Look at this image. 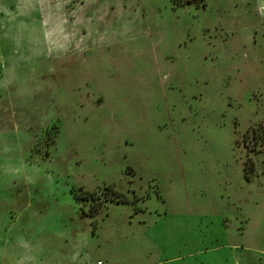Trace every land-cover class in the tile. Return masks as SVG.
Returning a JSON list of instances; mask_svg holds the SVG:
<instances>
[{
    "label": "rangeland",
    "instance_id": "rangeland-1",
    "mask_svg": "<svg viewBox=\"0 0 264 264\" xmlns=\"http://www.w3.org/2000/svg\"><path fill=\"white\" fill-rule=\"evenodd\" d=\"M204 2L0 0V264H264V0Z\"/></svg>",
    "mask_w": 264,
    "mask_h": 264
},
{
    "label": "trees",
    "instance_id": "trees-1",
    "mask_svg": "<svg viewBox=\"0 0 264 264\" xmlns=\"http://www.w3.org/2000/svg\"><path fill=\"white\" fill-rule=\"evenodd\" d=\"M174 1H175V4H179V5L180 4H185V3H193L196 6H200V5H204V3H205L204 0H174ZM104 188L107 190V193H108L109 190L111 191V196L106 197V195H105V197L100 198V201L99 202H95V203L92 202L90 204V206H91V208L89 210V213L90 214L94 213V211L98 207L99 203H101L104 199H108V198H110V199H117V200H124L125 199V196L123 194H121L119 191H117L115 189H112L110 185H107ZM79 189L83 192V194H76L75 193V197L78 198V199H80V200L89 199L91 192L88 191V190H84L81 187ZM91 199H94V197H91Z\"/></svg>",
    "mask_w": 264,
    "mask_h": 264
}]
</instances>
